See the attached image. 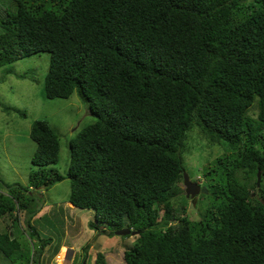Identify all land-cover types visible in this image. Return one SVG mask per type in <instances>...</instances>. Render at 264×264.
I'll return each instance as SVG.
<instances>
[{
	"label": "trees",
	"instance_id": "obj_1",
	"mask_svg": "<svg viewBox=\"0 0 264 264\" xmlns=\"http://www.w3.org/2000/svg\"><path fill=\"white\" fill-rule=\"evenodd\" d=\"M10 8L0 67L48 52L44 96L77 92L95 120L70 139L65 175L52 167L58 133L33 121L27 184L0 179V217L15 213L20 226L23 211L32 249L0 231V264H42L48 239L41 244L32 223L35 191L66 177L68 202L94 212L91 229L138 231L126 264H264V0H11ZM194 128L222 152L202 168L208 193L191 219L175 200ZM94 264H107L102 252Z\"/></svg>",
	"mask_w": 264,
	"mask_h": 264
},
{
	"label": "rangeland",
	"instance_id": "obj_2",
	"mask_svg": "<svg viewBox=\"0 0 264 264\" xmlns=\"http://www.w3.org/2000/svg\"><path fill=\"white\" fill-rule=\"evenodd\" d=\"M10 2L0 0V32L1 21L5 19L6 11L11 10ZM49 57L48 52H41L0 67V179L3 183L27 184L29 173L36 168L31 163L36 143L29 136L34 120L46 119L58 133L59 160L52 167L63 175L70 162V139L95 120L77 92L67 98L44 96ZM254 110L252 108L251 112ZM189 134L182 152L185 171L190 180L207 188L202 168L221 154L222 148L209 142L196 128ZM180 188L182 193L175 200L178 215L196 218L197 210L202 206L201 195L193 205L190 198H184L183 182ZM1 190L5 192L4 188ZM70 191L67 177L47 189L35 191L41 197L36 201L41 207L32 223L44 239L41 244L48 239L42 264H94L98 251L104 254L107 264H125L124 249L133 245L135 237L117 235L110 229L104 234L91 229L88 223L94 218L93 210L71 207L68 204ZM14 214L0 217V231L7 232L10 238L16 237L24 248L32 249L31 240L22 231L27 229L24 212H18L21 227L13 222Z\"/></svg>",
	"mask_w": 264,
	"mask_h": 264
},
{
	"label": "water",
	"instance_id": "obj_3",
	"mask_svg": "<svg viewBox=\"0 0 264 264\" xmlns=\"http://www.w3.org/2000/svg\"><path fill=\"white\" fill-rule=\"evenodd\" d=\"M260 174H257V183L259 184ZM183 185L185 190V196L190 198L191 203L194 205L199 194H206L207 188L205 186H201L195 181L190 180L188 174L183 172ZM138 231L131 230L130 228H122L115 231L117 235H135Z\"/></svg>",
	"mask_w": 264,
	"mask_h": 264
},
{
	"label": "crops",
	"instance_id": "obj_4",
	"mask_svg": "<svg viewBox=\"0 0 264 264\" xmlns=\"http://www.w3.org/2000/svg\"><path fill=\"white\" fill-rule=\"evenodd\" d=\"M68 204H70V203H68ZM70 206H71V207H73V205H72V204H70ZM60 247H65V245H61Z\"/></svg>",
	"mask_w": 264,
	"mask_h": 264
},
{
	"label": "clouds",
	"instance_id": "obj_5",
	"mask_svg": "<svg viewBox=\"0 0 264 264\" xmlns=\"http://www.w3.org/2000/svg\"><path fill=\"white\" fill-rule=\"evenodd\" d=\"M69 203V202H68ZM71 204V203H70ZM123 228H128V227H123ZM122 229V228H121ZM131 229V228H130ZM132 230V229H131ZM128 235H130V234H128ZM132 236H134V235H132ZM125 261V260H124ZM126 264V263H125Z\"/></svg>",
	"mask_w": 264,
	"mask_h": 264
},
{
	"label": "bare ground",
	"instance_id": "obj_6",
	"mask_svg": "<svg viewBox=\"0 0 264 264\" xmlns=\"http://www.w3.org/2000/svg\"><path fill=\"white\" fill-rule=\"evenodd\" d=\"M59 260L61 261L62 259H61V258H59Z\"/></svg>",
	"mask_w": 264,
	"mask_h": 264
}]
</instances>
